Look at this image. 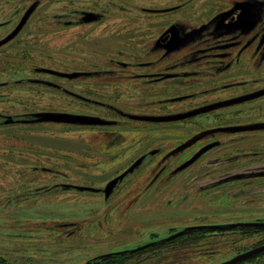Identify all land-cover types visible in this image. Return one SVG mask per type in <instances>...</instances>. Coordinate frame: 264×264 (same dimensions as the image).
Wrapping results in <instances>:
<instances>
[{
    "label": "rangeland",
    "instance_id": "374dc122",
    "mask_svg": "<svg viewBox=\"0 0 264 264\" xmlns=\"http://www.w3.org/2000/svg\"><path fill=\"white\" fill-rule=\"evenodd\" d=\"M263 87L264 0H0V264H89L199 226L257 232L214 234L198 264L264 245V96L121 114Z\"/></svg>",
    "mask_w": 264,
    "mask_h": 264
},
{
    "label": "trees",
    "instance_id": "16d2710c",
    "mask_svg": "<svg viewBox=\"0 0 264 264\" xmlns=\"http://www.w3.org/2000/svg\"><path fill=\"white\" fill-rule=\"evenodd\" d=\"M255 229L251 225L229 228L190 227L169 238L153 242L135 250L99 256L89 264H198L201 258L199 260L196 259L202 254L203 247H208L206 249L213 251L215 244L212 239L216 238L220 231L239 230L243 234L249 235L250 233H256ZM260 255H264V253L234 264H264V261L258 258ZM255 257L258 259H254Z\"/></svg>",
    "mask_w": 264,
    "mask_h": 264
},
{
    "label": "water",
    "instance_id": "95a60500",
    "mask_svg": "<svg viewBox=\"0 0 264 264\" xmlns=\"http://www.w3.org/2000/svg\"><path fill=\"white\" fill-rule=\"evenodd\" d=\"M164 38L163 40H165ZM48 85H54L52 82H46ZM264 95V87L256 89L251 92H247L238 96L221 99L218 101H214L211 103H207L198 107H194L185 111H180L176 113H169V114H136V113H128V112H121V114L127 118L137 120V121H145V122H172L187 119L202 113H206L212 110H216L219 108L227 107L234 104H239L248 100H252ZM71 122L79 123V124H86L91 122V118L88 116L83 115H71L70 116ZM264 251V245L255 247L248 251L242 252L236 256V258L223 262L221 264H234L241 260L247 259L252 255L260 253Z\"/></svg>",
    "mask_w": 264,
    "mask_h": 264
},
{
    "label": "flooded vegetation",
    "instance_id": "af4514ba",
    "mask_svg": "<svg viewBox=\"0 0 264 264\" xmlns=\"http://www.w3.org/2000/svg\"><path fill=\"white\" fill-rule=\"evenodd\" d=\"M235 17L236 16H235V13H234V14L230 15L228 19H229V21H233L235 19ZM164 38H166V39L163 40ZM167 39H168V36H165V37L161 38V42L164 43V42H166Z\"/></svg>",
    "mask_w": 264,
    "mask_h": 264
}]
</instances>
